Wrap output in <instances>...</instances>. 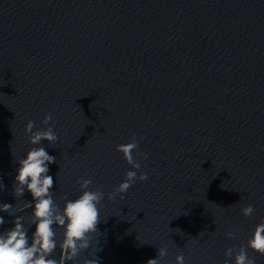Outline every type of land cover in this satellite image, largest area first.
Masks as SVG:
<instances>
[{"label": "water", "instance_id": "95a60500", "mask_svg": "<svg viewBox=\"0 0 264 264\" xmlns=\"http://www.w3.org/2000/svg\"><path fill=\"white\" fill-rule=\"evenodd\" d=\"M48 113L57 202L80 179L105 193L79 264L97 246L100 264L165 246L161 264H224L264 219V0H0V202ZM133 136L139 170L117 151ZM129 170L149 179L109 200Z\"/></svg>", "mask_w": 264, "mask_h": 264}, {"label": "clouds", "instance_id": "9594fccd", "mask_svg": "<svg viewBox=\"0 0 264 264\" xmlns=\"http://www.w3.org/2000/svg\"><path fill=\"white\" fill-rule=\"evenodd\" d=\"M52 119L50 113L44 115L42 123L47 127L43 129H37L33 120H29L25 126L31 147L16 161L11 192L16 202H0V213L13 218L8 221L4 215H0V229H3L0 231V264H79V258L89 252L92 240L99 232L105 193L99 189L93 190L91 179L77 181L80 194L75 199L64 194L60 197L63 201L61 204L55 198L56 180L49 173L50 165L56 163V157L42 146L45 141L52 145L59 141V135L50 126ZM138 148L139 140L135 136L130 142L117 145V151L135 170L141 167L137 155H134ZM144 158L147 159V154ZM135 170L126 172L124 180L108 195L109 200H114L118 194L123 199L137 179H149L147 173L137 176ZM0 185V190H6L2 179ZM26 192L31 195V201L23 199ZM241 211L244 217H252L255 208L248 204ZM8 223L12 226L4 228ZM33 226L34 231H31ZM226 236L235 238L233 232H227ZM98 243L99 238L96 246ZM249 250L264 256V219L254 227L246 244L226 249L224 264H257L256 255H250ZM99 251L94 258H85L83 264H100ZM167 255V247H160L155 258L147 260L146 264H161ZM175 264H186L183 253L176 256Z\"/></svg>", "mask_w": 264, "mask_h": 264}]
</instances>
